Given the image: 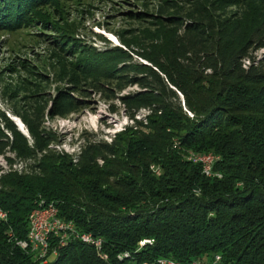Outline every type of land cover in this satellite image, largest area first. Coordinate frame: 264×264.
I'll use <instances>...</instances> for the list:
<instances>
[{
	"label": "trees",
	"instance_id": "obj_1",
	"mask_svg": "<svg viewBox=\"0 0 264 264\" xmlns=\"http://www.w3.org/2000/svg\"><path fill=\"white\" fill-rule=\"evenodd\" d=\"M56 1L0 0V27L19 28L28 13ZM256 16L250 27L229 19L186 23L170 54L120 62L117 77L141 87L122 98L136 124L109 142L83 140L76 159L29 144L1 111L0 155L10 166H0L7 214L0 264L187 263L216 255L220 264H264V56L253 54L264 49V11ZM142 109L149 113L138 120ZM8 153L31 163L15 169ZM191 153L218 156L221 177L206 176ZM41 202L54 203L78 231L101 237V250L74 237L62 245L56 236L47 257L23 248ZM146 239L153 242L142 245Z\"/></svg>",
	"mask_w": 264,
	"mask_h": 264
},
{
	"label": "rangeland",
	"instance_id": "obj_2",
	"mask_svg": "<svg viewBox=\"0 0 264 264\" xmlns=\"http://www.w3.org/2000/svg\"><path fill=\"white\" fill-rule=\"evenodd\" d=\"M263 11L264 5L247 0L48 3L28 13L19 28L0 27V112L10 117L29 144L37 140L76 159L83 140L96 135L109 142L136 124L122 98L141 87L125 85L117 77L120 62L148 63L142 56L170 54L173 37L186 23L217 26L229 19L250 27ZM253 54L263 57L264 49ZM148 113L142 109L136 118L144 120ZM47 133L53 141L45 139ZM8 156L18 170L31 163ZM0 166L5 170L10 166L3 155Z\"/></svg>",
	"mask_w": 264,
	"mask_h": 264
},
{
	"label": "built area",
	"instance_id": "obj_3",
	"mask_svg": "<svg viewBox=\"0 0 264 264\" xmlns=\"http://www.w3.org/2000/svg\"><path fill=\"white\" fill-rule=\"evenodd\" d=\"M219 159L218 156L204 158L201 160H192L193 162L200 163L202 165L203 173L208 176H218L221 174L214 171V163ZM0 211L1 208H0ZM3 217H7V214L3 212ZM43 214H50V222H43ZM30 231H31V242L39 241L40 253H43L46 245L51 244V237H60V244L65 245L69 238L74 237L85 243L92 244L101 250L103 245V239L101 237H94L91 233L80 232L76 229L73 222L65 221L61 217L54 216V203H52V209L40 208L38 206L30 215ZM150 239H146L142 242V245L152 243ZM23 248V242L20 243ZM52 254H57V251ZM127 255V254H125ZM105 258L106 255H104ZM220 256L216 255L214 260L209 261H192V262H181L172 258H158L154 264H219Z\"/></svg>",
	"mask_w": 264,
	"mask_h": 264
},
{
	"label": "bare ground",
	"instance_id": "obj_4",
	"mask_svg": "<svg viewBox=\"0 0 264 264\" xmlns=\"http://www.w3.org/2000/svg\"><path fill=\"white\" fill-rule=\"evenodd\" d=\"M216 155L214 154H205V155H198V154H194V153H191L189 156H188V159L189 160H201V159H204V158H209V157H215ZM40 208H45V209H52V204H46L44 202H41L39 204ZM54 216L55 217H59L58 216V209L57 207L54 205ZM0 219H6V217H3V213L2 211H0ZM43 222H50V214H43ZM23 245L24 246H31L33 250L35 251H38L40 252V249H39V241H32L31 242V231H29V236H28V241H25L23 242ZM31 248H29L30 250ZM50 249V244L46 245L45 248H44V251L43 253H40V257H47V255L49 254V250ZM56 251H54L55 253ZM124 256H128L127 255H124ZM121 258L123 256H120ZM41 258V259H42Z\"/></svg>",
	"mask_w": 264,
	"mask_h": 264
}]
</instances>
